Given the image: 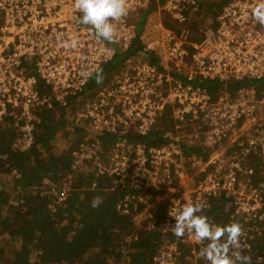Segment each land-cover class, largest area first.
Returning a JSON list of instances; mask_svg holds the SVG:
<instances>
[{"label":"built area","instance_id":"obj_1","mask_svg":"<svg viewBox=\"0 0 264 264\" xmlns=\"http://www.w3.org/2000/svg\"><path fill=\"white\" fill-rule=\"evenodd\" d=\"M260 2L128 0L127 16L113 22L116 42L109 43L80 23L74 0H0V124L14 119L23 147H29L41 107H69L85 99L78 119L87 122L89 136L74 151L73 166L90 161L98 177L112 179L113 189H142L144 193L138 190L120 200L118 210H137L149 190L169 191L160 226L169 233L175 223L170 210L179 211L185 203L205 208L211 197H226L235 207L232 218L241 220V248L249 249L253 235L248 229L264 223V181L254 186L259 183L254 170L238 156L212 158L204 166L207 155L186 149L200 145L207 151L231 139L264 103V90L260 97L258 88L264 80V25L252 17ZM136 42L140 49L126 56L110 82L91 95L88 86L102 65ZM215 80L256 83L241 87L235 97L232 89L214 96L203 83ZM165 116L169 122L162 124ZM187 125L200 130L185 143L181 132ZM155 133L164 142L151 145ZM107 134L115 139L105 149L101 137ZM189 167H202L194 185L184 181ZM243 176L251 179L244 182ZM183 240L196 255L198 246L205 247V241L197 243L187 233ZM177 249L167 245L155 259L179 264Z\"/></svg>","mask_w":264,"mask_h":264},{"label":"trees","instance_id":"obj_2","mask_svg":"<svg viewBox=\"0 0 264 264\" xmlns=\"http://www.w3.org/2000/svg\"><path fill=\"white\" fill-rule=\"evenodd\" d=\"M138 44L126 53L118 52L112 61L102 65L97 73L102 83H97L98 77L90 81L91 95L97 87L110 82L125 57L140 49ZM255 83L215 80L205 81L203 85L218 96L225 89L235 93ZM258 84L261 97L264 80ZM69 107L58 104L41 107L34 141L29 147L17 145L20 133L15 126L0 125V264H159L155 257L167 245L178 247L174 255L179 264H207L192 252L190 244L183 240L185 236L177 238L171 232L160 230L167 215V200L156 202L150 216L138 224L133 211L122 212L117 204L127 194H136L142 189H113L111 178L98 177L95 171L73 166L74 151L89 131L86 125L72 121ZM101 138L105 149L115 139L110 134ZM149 139L151 145L164 142L161 133ZM59 141L63 146L58 145ZM249 145V141L244 143L238 158L244 166L264 167L255 152L262 143L251 146L253 151L248 157ZM186 150L207 155L200 145L187 146ZM256 171L259 178L263 171L260 167ZM261 178L264 181V175ZM147 195L153 201L156 192L149 190ZM97 196L102 198V203L93 208L91 201ZM234 211L229 198L215 196L199 214L207 216L211 225L223 227L241 223L238 217L232 218ZM248 233L253 235L251 247L237 251L249 255L252 264H264V232L256 240L254 229H248Z\"/></svg>","mask_w":264,"mask_h":264},{"label":"clouds","instance_id":"obj_3","mask_svg":"<svg viewBox=\"0 0 264 264\" xmlns=\"http://www.w3.org/2000/svg\"><path fill=\"white\" fill-rule=\"evenodd\" d=\"M74 8L82 14L80 23L91 26L99 39L109 43L116 42L113 22L122 20L129 11L128 0H74ZM252 17L264 25V0L252 9ZM97 83H102V77L97 78ZM101 203L102 198L97 196L92 199L91 206L97 208ZM203 208L204 205L200 203H185L179 211L170 210L169 214L175 220L169 229L171 233L177 238L187 233L194 236L197 243L208 241L200 251L201 257L208 264H252L249 255L237 251L242 247V226L230 223L223 227H213L207 216L199 214Z\"/></svg>","mask_w":264,"mask_h":264},{"label":"rangeland","instance_id":"obj_4","mask_svg":"<svg viewBox=\"0 0 264 264\" xmlns=\"http://www.w3.org/2000/svg\"><path fill=\"white\" fill-rule=\"evenodd\" d=\"M153 10L154 9H152V11ZM150 12H151V10L149 8L148 11L144 12L140 16V20L144 22L148 18ZM140 13H141V11H136L135 12L136 15H139ZM195 18H196V20H198L200 18V14H196ZM116 73H117V71L111 75V78ZM97 77H98V74L94 77V80ZM216 81H218V80H216ZM103 86H104V84H102L99 87H97V89H101ZM226 90L228 91V89H225V91ZM236 92L233 95H231L232 93L229 94V95H231L232 97L233 96L235 97ZM84 100L83 99L76 100L75 102L71 103V105H70L71 110L68 109V112H69V116L72 118V121L80 122V123H82V124L87 126V122H85L83 120L81 121V120L78 119L79 111L82 108H84V105H83ZM261 106L262 105L260 104V106L255 111L254 116L251 119L246 120L243 123H241L240 128L237 130L235 136L232 137L231 139L224 140V142L222 144L216 145L213 148H210V149L207 148V151H203L202 147L200 146L201 149H202V152L205 153V154L207 153V158L208 159L205 160L204 166L209 161H211L212 158H214V159H216V158L217 159L218 158L222 159L223 158L224 159L226 157H235V156L237 157V155L239 154L240 150L245 148L244 147V143L247 142V141H249V144H250L249 145L250 146L249 147L250 151L247 153L248 157L250 156V154L253 151V149H252L253 147L251 148V146H255L257 142L262 143L261 146H258L259 149H257V151H255V152L257 153V156L261 157L262 163H264V143H263L264 142V105L262 107ZM169 119H170L169 116L168 117L165 116V117H163L161 123L163 124L166 121L168 123ZM0 125H3V124H0ZM10 125L16 127V121L14 119H7V120L4 121V125L3 126H10ZM4 128H7V127H4ZM16 130L18 131V129H16ZM197 130H200V128L198 126H196V125H193V126L192 125H187V126H185L183 131L181 132L182 137H184V142L187 143L188 141L193 139L191 137L197 132ZM18 132L20 133V131H18ZM86 135L89 136V132H87ZM260 137H263V138L260 139ZM96 138H98V137H96ZM90 139H92V138L90 137ZM196 142L201 144L200 140H198ZM24 143H25V141L18 135L17 145H20L22 148H24L23 147ZM63 144H64L63 142L59 141L58 145L59 146L60 145L63 146ZM93 145H94V143H93ZM100 156H101V154H100ZM100 156L97 155V157H100ZM246 167L247 168H251V169L254 170V174H255L254 179H255V181H262L263 182V178H261V176L264 175V167L263 166H260V165H256L255 166L254 165V166H246ZM246 167H244V168H246ZM257 167H260V169H262V171H263V172H261V174H259V178L257 176V171H256ZM78 168H79V170H89L90 169L91 172L95 171V165H94V163H92L90 161H87L86 164L84 163L81 166L79 165ZM201 170H202V167L201 168L189 167L188 168V172L190 174L189 175V179L188 180H184V181L190 182V185H194V183L197 182L200 179L199 176H202L203 171H201ZM249 179H251V177L249 178L247 176H243L241 178V180H243L244 182L248 181ZM257 179H259V180H257ZM252 184L254 186H259L260 182L257 183V184H254V183H252ZM246 188L244 190L248 194V191H247ZM154 197H155V199L153 201L148 199L146 202H143L141 206H138L137 210H135V211L133 210V213L135 215L134 216L135 220L137 221L138 224H142L143 220H145L148 216H150L151 212L153 211L154 207L156 206V202L164 201V200H167V202H168V199L170 198V192L169 191H165V190L164 191H156V195ZM149 198H151V196H149ZM250 229H254V228H249V230ZM254 232H255L254 233V237H255V240H256L264 232V223L261 224V225H258L254 229ZM201 249L202 248L200 246L197 247V250H198L197 254L198 255H200ZM200 257H201V255H200ZM203 260H205V259L203 258Z\"/></svg>","mask_w":264,"mask_h":264},{"label":"crops","instance_id":"obj_5","mask_svg":"<svg viewBox=\"0 0 264 264\" xmlns=\"http://www.w3.org/2000/svg\"><path fill=\"white\" fill-rule=\"evenodd\" d=\"M141 22H143V21H141ZM144 24V23H143ZM132 53H134V52H132ZM119 69H120V67H119ZM119 69L117 70V72L119 71ZM117 74V73H116Z\"/></svg>","mask_w":264,"mask_h":264}]
</instances>
